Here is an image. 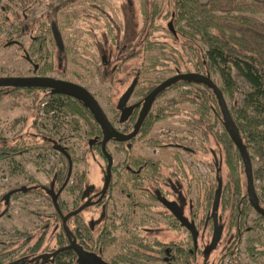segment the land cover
I'll list each match as a JSON object with an SVG mask.
<instances>
[{
    "label": "rangeland",
    "instance_id": "374dc122",
    "mask_svg": "<svg viewBox=\"0 0 264 264\" xmlns=\"http://www.w3.org/2000/svg\"><path fill=\"white\" fill-rule=\"evenodd\" d=\"M50 1L42 0V5L36 7L38 18L33 25L32 34H30L34 37L44 38L45 41L43 43V54H46L45 63H39V66L42 67L41 73L47 77L62 79L86 88L95 97L109 119L113 120L119 98L133 81L138 82V90L143 83L158 82L160 84L174 76L173 73L165 69L177 66L178 55L183 57L179 61L178 67L183 68L184 65L187 67V70H182L181 73H194L196 59L192 50L185 45L186 36L179 31L183 23L179 25L178 21H174L177 18L176 15L180 14L177 11V6H175V0H75L56 16H50V20L57 24L62 42L61 46H57L51 32H49L50 26L46 23V17L42 15L45 5ZM207 1L196 0L198 4H205ZM8 2L9 0H0V5ZM10 2L13 6L11 13H14L13 17L10 18L20 20L23 14L21 10L33 8L34 5L27 6L28 0H11ZM244 14L264 23L263 15L252 11H245ZM169 24H171L175 36L168 29ZM2 35L0 32V77H16L17 75L29 77L33 75L34 64L37 63L36 59L40 54L37 52L38 45L36 42L31 45L30 39L23 38L20 41V48L9 47L2 40ZM149 42H158L163 48V52L154 49L145 50ZM192 46L201 48L202 44L196 41L192 43ZM128 47L130 49L126 50ZM134 53H139L138 57L133 58L131 55ZM157 59H160L161 62H158ZM165 64L168 65L165 66ZM210 77L220 89L223 88L221 77L217 72L212 71ZM233 81L236 92H226L223 96L229 110L242 109L245 98L251 90L237 73L233 74ZM183 89L194 91L198 88L186 87ZM178 96V90L168 91L155 101L152 111L167 105L169 99ZM39 99L43 100L38 102ZM50 100L43 92L38 93V99L35 96L29 97L25 93L10 94L7 90L0 93V145H13L18 141H25L26 146L29 144L62 145L71 149L74 156L70 183L74 177L85 173L88 177L87 183L102 186L105 164L97 152L89 150V137L86 134L85 126L82 122H78L77 126L74 125L73 116L61 110L58 122L61 120L65 123L70 122L68 128L55 129L54 126L51 128L54 125L51 120L54 119H50L51 117L47 112H44L42 107V103ZM136 101L138 98L132 96L129 103L132 104ZM176 108H179L177 115L157 123L147 139L158 144L170 142L193 151V155L184 154L183 160L189 168L190 178L193 179L189 198L195 204L202 197L208 184L214 182L213 164H215V160L222 170L223 181L228 180L227 169L223 160V149L214 137L215 133L221 134L224 127L222 120L217 119L215 109H211L208 117L209 125H213V129L208 140L205 143L202 142L205 146L203 148L199 144L202 140L201 134L193 130L187 123L190 117L185 112L191 111L193 106L189 102H183ZM114 126L123 131L130 128V125H120L118 122H114ZM107 148L113 157L114 167L119 166L124 160V155L118 152L113 144H108ZM133 150L137 154H152V148L146 146L143 140H137L133 145ZM169 151L182 154L180 147H170ZM160 158L165 164L162 174L167 179L174 167L172 156H161ZM251 158L255 192L259 199H263L264 183L256 177L261 163L253 154H251ZM204 164L209 166V170H206ZM62 166L57 153L50 149H31L14 158L0 160V198L10 190L25 186L30 181H35L43 186L47 185L52 173L61 169ZM114 178L116 176H113ZM173 181H175L173 186L176 190V195L173 197L175 199L180 196L183 198L185 195L184 182L182 183L178 179ZM61 196L68 201L71 197L74 199L73 194L67 192ZM36 199L31 195H26L11 200L8 217L0 220V231L4 230L8 233L14 231L31 232L33 235L31 246L43 237L39 249L41 253L56 248V233L54 234L52 228H49L44 234L41 233L43 223L36 220L30 213L35 212L45 218L46 214L53 212V208L47 201L39 200L40 203H38ZM125 203L124 197L118 191H114L111 201L107 204L106 212L112 216L110 220L116 225L121 223L120 217L126 212ZM154 207L162 211L158 205H154ZM95 209H87L83 217L85 214L94 212ZM0 210H3V206L0 207ZM142 216L153 218L159 225H155L154 222L143 221ZM257 218L256 212L252 211L248 219V226H252ZM222 221L224 226L221 242L225 241L223 244L220 243L218 248L210 254L212 261H217L224 248L223 245L227 247L229 244V240L227 241L225 237L229 226L228 216L224 215ZM135 222L141 224V227L149 229L152 233L153 231L156 232L155 235H159L162 241L181 240L186 236L183 231H178V235L170 233L165 222L155 213L138 211V218ZM36 227H38V232L33 231ZM262 228L264 229V223ZM116 235H120V233L117 232ZM205 236L210 238L208 230H206ZM8 240L9 238L0 235V243ZM249 242L262 244L264 242L263 232L248 231L243 234L239 244V264H249L245 252ZM1 249L2 245L0 244ZM225 263L234 264L229 257H226ZM258 264H264V257L258 259Z\"/></svg>",
    "mask_w": 264,
    "mask_h": 264
},
{
    "label": "trees",
    "instance_id": "16d2710c",
    "mask_svg": "<svg viewBox=\"0 0 264 264\" xmlns=\"http://www.w3.org/2000/svg\"><path fill=\"white\" fill-rule=\"evenodd\" d=\"M74 1L55 0L51 5L56 7L58 2V4L66 7ZM175 6H177V11L180 14L176 15L177 18L174 21H178L180 23L179 25L183 23L179 31L186 36L185 45L188 46V49L192 50L196 59V66L193 72L207 77H210L212 71L217 72L222 80V94L236 92L233 81L234 73H237L250 87L251 91L245 98L244 107L242 109H232L229 112L235 124L238 138L246 148L250 158L251 154H253L261 163L256 177L264 183V23L244 14L245 11H252L264 16V0H208L205 4H198L196 0H175ZM13 28L17 31L20 30L18 25L13 26V24H10L7 26L8 31ZM196 41H199L204 49L202 47L192 46V43ZM130 48L132 47L130 46ZM130 48L128 47L126 50ZM148 49L163 52V48L160 47L158 42H149L145 47V50ZM138 55L139 53H134L131 56L135 58ZM182 58V56L178 55V60L176 59L177 66L165 70L174 75L182 74V70H187L185 65L183 68L178 67V63ZM157 60L161 62L160 59ZM167 65L165 64V66ZM158 84V82L143 83L141 88L134 91L133 96L137 97L140 101H144ZM186 87H197L198 89L194 91L183 89ZM4 90H7L10 94L25 93L29 97L35 96L36 99H38V93L42 92L37 89H2L0 93L4 92ZM171 90H178L179 96L169 99L167 105L153 110L148 115L142 124L139 140H143L144 144L152 149L156 147L160 148L162 154L165 156H172L175 160V169L171 172V176L180 180L182 183L184 182L186 187H190L193 179L190 178V173L182 160L181 154L178 152L173 154L168 151V145L172 143L158 144L151 139H147V137L157 123L177 115L179 112V108H176L177 105H181L183 102H189L193 106V109L185 112L190 117L187 123L193 130L201 134L202 140L199 144L204 148L205 146L202 142L204 141L205 143L208 140L213 129V125H209L208 117L211 109H215L218 120L221 121L222 117L217 100L207 86L198 82L180 81L162 92L157 99H160ZM50 98L53 100L52 102L57 104L54 108L55 114L61 113V110H64L73 116L74 125L82 122L86 128L87 136L90 138L101 137L100 126L96 123L90 110L81 102L64 95L57 97L51 95ZM42 100L39 99L38 102ZM250 111L253 113L251 114ZM114 112L116 113L115 110ZM66 127L68 128V125ZM214 137L223 149V160L227 169L228 180L226 182L223 181L220 165L215 162L213 164L215 171L214 182L209 183L204 189L202 197L193 205V211L194 213H201L203 215L211 213L215 194L221 188L220 209L218 213L220 217L227 215L229 220L228 230L225 235L226 240H229L226 256H229L234 263H237L239 256L238 247L243 234L248 231H262L264 234V229L262 228L264 218L257 215L258 218L254 221L253 225L248 226V219L253 209L247 198L246 178L240 155L225 129L221 134L215 133ZM133 143H135V140L131 141L129 145L131 146ZM31 149L55 150L51 145L29 144L26 146L25 141H18L13 145H0V160L14 158L24 151ZM116 150L121 153L124 152L126 155V160L121 166L124 165L125 167L128 165L132 167V170L136 171L138 167H142L145 171L140 176L132 172L126 174L127 176L125 175V177L124 175H120L115 185H113L114 189L121 192L125 191L124 185L121 183H124V181L134 182L135 186L140 184L143 187H147V185L156 180L154 176L157 174L156 168L161 164L160 161L150 157L138 156L131 149L127 150L122 147L121 144H118ZM72 154L71 149H62V152L58 156L63 166L61 169L52 173L50 181L55 177L59 182V186H61L64 180L67 179L69 171L68 158ZM186 154L193 155V151L187 149ZM204 165L206 170H209V166L207 164ZM30 184L36 185V182L30 181ZM31 193L34 195H44L38 186ZM258 200L260 208L264 210V198H258ZM70 224L73 225V222L71 221ZM126 227V225H122L120 227H114L113 230H125ZM85 230L87 235L91 234L88 227ZM0 235L10 239L15 238L17 241L15 244L6 245L7 248L0 252V257H8L26 248L31 255L36 256L40 254L39 249L43 237L32 246H28V242L33 239L31 232L16 231L10 234L1 230ZM230 240L232 241L230 242ZM56 241L59 246H63L66 242L65 236L62 234L58 235ZM96 243L99 244L97 250L101 251L100 256H103L113 245L119 247V252L115 257H112V260L109 262L110 264L129 263V259L127 258L129 248H127L128 251H125L123 247L126 249L127 245L130 244L135 245V253L133 254L135 262L162 263L165 256V247L163 245L153 244L152 241H148L147 239L142 240L137 235H133L132 239H128L125 243H123L121 238L105 240L102 235L98 237ZM15 247H17L16 250H13ZM96 252L99 254L98 251ZM246 253L249 260L258 263V259L264 257V242L259 245L255 242H249ZM181 259L184 261L190 259V257L187 255L186 257H181ZM52 262L53 264H76V258L72 251H66L59 254Z\"/></svg>",
    "mask_w": 264,
    "mask_h": 264
},
{
    "label": "flooded vegetation",
    "instance_id": "af4514ba",
    "mask_svg": "<svg viewBox=\"0 0 264 264\" xmlns=\"http://www.w3.org/2000/svg\"><path fill=\"white\" fill-rule=\"evenodd\" d=\"M10 1L11 0H9L7 4L0 5V13H1L0 32H2L3 34L2 40L4 41L6 46H9V47L16 46L20 48L19 47L20 41L23 38L30 39L31 45H33L36 42V45H38L37 52L40 53L37 56V59L35 58L37 60L36 61L37 63L34 64V69L32 73L33 75L29 77L17 75L16 77H24V78L47 77L43 73H41L42 67L39 66V63L41 64L45 63L46 54H43V43H45L44 38H40L37 36L34 37L30 35L32 34L33 25L36 23V19L38 18V14L36 13V9H37L36 7L42 5V0H28V3L26 5L30 6L34 4L35 7L33 5V8L29 7L28 9H24V10H21L20 8L21 12H23V14L21 15L22 16L21 20L10 18V17H13L14 15V13H11L13 6L11 5ZM53 1L55 0H51L48 4L45 5V9L42 15L46 17V23H48V25L50 26L49 32H51L52 37L54 38L57 46H61L62 44L61 40H60V44H58L54 36V30L59 35L57 24L55 23V21L50 20V16L51 15L56 16L65 7L61 4H58V2H57L56 7L52 6L51 3ZM27 14L29 15L28 17H27ZM10 24H13V26L18 25L20 27V30L17 31L13 28L8 31L7 26ZM32 63H34L33 60H32ZM49 78H53V77H49ZM53 79L65 81V80L57 79V78H53ZM135 82H136V88H135L136 90L138 86V82L137 81ZM4 89H13V88H4ZM37 90H41L43 93H45V96L49 98L51 95L55 97L59 96V95L52 94L50 90H44V89H37ZM52 101L53 100L51 99L49 102L42 103V105L45 104L43 108L44 112H47V114H49V116L51 117L50 119L52 118L54 119L53 121L51 120V122H53L54 124L52 125L51 128H53V126L55 127V129L66 127L70 122L65 123L62 120L58 122L59 120L58 117L61 115V113L55 114L54 108L57 106V104ZM143 102L144 101L138 100L132 104L128 103V106H136V107L133 110L132 115L129 117V119L125 123L121 124L119 122L120 111H118L117 108L115 109L116 113H115L113 120L107 117L109 122L118 132L123 133L125 135L130 134L134 129L135 123L137 122ZM41 112H42V109H41ZM51 112L54 113L53 116L50 115ZM151 112H152V109L150 113ZM55 119L57 122L55 121ZM114 122H118L120 125H130V128L127 131L119 130L114 126ZM139 137H140V132L131 141L135 140L136 142L137 140H139ZM102 139H103V133L101 130L100 138L99 137H94V138L89 137V141L96 140V143L92 147H89L88 145L89 150L91 152L93 151L97 152V154H99L104 161L105 165L103 167L104 176L102 178L103 180L102 186H94V185H91L90 183H87L88 177H87V174L85 173L80 174V176L74 177L72 183H70L72 170H73V164H74V156L72 154L71 157L68 158V162H69L68 170L69 171H68L67 179L64 180L61 186H59V182L54 177L52 181L48 183L49 184L48 187H47L48 184L43 186L37 183L36 185L30 184L29 182L25 186H20L16 189H13L7 192L6 194L13 192L7 199L5 198L6 194L1 196L0 201H1V206H3V210L1 211V214H0V220L3 219L4 217H8V208L11 203V200H16L23 196L31 195L33 198H37L36 199L37 202L39 200L47 201V203H49L52 206L53 212L46 214L45 218L42 217L41 214H38L35 212L30 213V214L34 216V218L38 220L40 223H43L42 225L43 231L41 233L44 234L47 232L49 228H52L54 231V234L56 233L55 234L56 238L58 235L62 234L65 236L66 242L63 246H59L56 241V248H54L51 251H43L42 253L36 256L31 255L29 253V250L26 248L27 250L24 249L23 251H18V253L15 252L14 254L9 255L8 257H0V264H41L43 256L52 254L53 252L59 249L67 247L70 244V240L66 236L65 230L63 228L62 220L65 216L71 213H75L77 211L79 212L73 215L72 217H70L67 221V229L71 233L69 234L70 237L71 238L73 237L75 239L77 247L82 248V250L85 253L96 254L108 264H110L109 262L112 260V257H115V255L119 252V247L113 245L110 247L109 250H107L103 254V256H100L101 251L97 250V247L99 246V244L96 242H97L98 237L102 235L104 236L105 240L113 239V238L114 239L121 238L123 243H125L128 239L129 240L132 239L133 235H137L142 240L147 239L148 241H152L153 244L163 245L165 247V256H164V259L162 260V263L143 262V261L141 262L139 261L140 262L139 263V262H135L134 257H133V254L135 253V250H134L135 245L134 244L127 245L126 249L125 247L122 246L123 250L125 251H128L127 248H129L128 256H127V258L129 259V263H122V264H226L225 259L226 257H229V256H226V253H227L226 249L228 248V245L227 247L223 245L224 248L222 252L220 253V256L217 261H212L210 258V254H212L213 251L218 248L220 243L223 244V242L225 241L224 240L221 242V238L223 235V226H224L223 221H222L223 217H220V214L217 211L216 213L217 227L220 229L221 234H220L217 244L214 247H212L213 236H214V222L212 218V213H209L207 215L206 214L203 215L201 213H194L193 211L194 204L192 200L189 198L190 192H191V186L186 187L185 185V195L183 198H181V196L177 197V199L173 197V195H176L175 193L176 190L173 186V184H175V181L173 180H176V178L171 176V172H173L175 169V160L171 158L173 161L174 167L170 171L169 177L165 179L162 174V170L163 168H165V164L160 158L161 156H165V155L162 154V151L160 150V148L152 149L153 151V152L151 151L152 154H147V155L137 154L133 150L134 143L131 146L129 145L131 141L126 142V143H118L114 140L109 141L106 144V151L108 154H110L112 158V162H113V157L107 148L108 144H113L116 149L118 147V144H121L122 147L126 148L127 150L131 149L138 156L150 157L152 159L160 161L161 164H159L156 168L157 174L154 176L156 180L153 183L147 185V187H143L140 184H138V186H135L134 182L124 181V183L123 182L121 183L124 185L125 191L121 192L113 188V185H115L120 175H124L125 177L126 174H128L129 172H132L140 176V174L143 171H145V169H143L142 167H138V170L136 171V170H132L131 166H128V165L125 167L124 165L121 166V164L124 163L126 160V155L124 152H122V154L124 155V160L117 167H114L112 163L111 182L108 188L106 189V191L103 193L105 177H106L107 160H106V157L103 155L102 149H101ZM168 146H169L168 151L170 147H180V149L182 150V154H181L182 160H183V155L184 154L187 155L186 154L187 148L185 147L178 146L177 144H169ZM53 147L55 148L54 152H56L57 155L62 152V149H65V150L68 149L59 144H56V146H53ZM147 150L150 151V149H147ZM183 162L185 163L187 167L186 162L184 160ZM215 162L217 163V160H215ZM113 176H116V178L113 179ZM36 186L40 188V190L44 193V195L42 196L34 195L31 193L32 190H34ZM24 188L26 189V192L23 191ZM114 191H118L124 197L125 202H126L125 203L126 212L125 214H123V216L120 217L121 223L118 225H116L112 220H110L112 216L108 215L106 212L107 204L111 201L112 194ZM66 192L73 194L74 199H72L71 197L69 201L65 200L61 195ZM51 195L55 196L56 204H54ZM170 204L172 205L174 204L173 209L175 210V212L178 211L177 209H179L181 211L180 213H181L182 218H184L189 224L194 225V228L196 230L195 240L193 238L192 233L186 227L182 226L181 222L177 219V216L174 213H172L170 209H168L167 205H170ZM154 205H158V208H160L162 211L157 210V208H155ZM90 208H96V209L94 212L85 214V217H83L84 212ZM138 211H147L148 213H155V215L157 214V216L165 222V226L168 227L167 230L170 233H174L178 235V231H183L184 235H186L185 238L181 240L172 239V240H169L168 242L162 241L159 235L158 236L155 235L156 232L154 233L153 231L152 233L149 229L143 228L141 227L142 226L141 224L139 223L137 224L135 222L136 219L138 218ZM141 219H143V221L145 220V221L154 222L155 225L157 226L159 225L158 222L156 223L153 218H150L148 216H142ZM71 221L73 222V225L70 227ZM122 225L127 226L125 230H120V229L113 230L114 227H120ZM86 227H88L91 233L90 235H87L86 230H85ZM206 230H208V232L210 233V238L205 236ZM33 231L38 232L39 231L38 227L34 228ZM17 232H27V231H17ZM117 232H119L120 235H116ZM13 233L11 232L10 234H13ZM31 241L32 239L28 242V246H31ZM231 241L232 240H230V242ZM15 242H17L15 238L14 239L9 238L7 242L0 243L2 245V249L0 250V252H2L5 248H7L6 245L15 244ZM16 248L17 247L13 248V250H16ZM25 250L26 252H24ZM238 250H239V247H238ZM67 251H72L77 261V258H78L77 253L73 250H67ZM96 251H98L99 254ZM63 252H66V251H63ZM187 255L188 257H190V259L188 260L186 259L182 261L181 257H186ZM239 255H240V250H239ZM54 258L51 257L45 264H53L52 260ZM234 264H239L238 260H237V263H234ZM249 264H258V263H254L251 260H249Z\"/></svg>",
    "mask_w": 264,
    "mask_h": 264
},
{
    "label": "water",
    "instance_id": "95a60500",
    "mask_svg": "<svg viewBox=\"0 0 264 264\" xmlns=\"http://www.w3.org/2000/svg\"><path fill=\"white\" fill-rule=\"evenodd\" d=\"M168 29L171 31L173 35L175 34L174 31L172 30L171 24L168 25ZM54 36H55L57 43L60 44V37L56 33L55 30H54ZM180 81L198 82V83H201L207 86L212 91L213 95L215 96L217 100V103L220 109V113H221V117L223 121V127L226 133L228 134L229 138L234 143L240 155L242 164H243L244 174L246 178V192H247V198H248L249 204L259 216L264 218V210H262L259 206V202H258L259 200L256 195L255 188H254L251 158L246 148L242 145L241 141L238 138L235 124L233 122L229 109L226 105L221 89L213 82V80L210 77L197 74V73H182V74L174 75L164 80L163 82H161L144 99V102H143L141 111L139 113L137 122L135 123L134 129L128 135L118 132L111 125L107 116L105 115L104 111L102 110L101 106L99 105L97 100L94 98V96L87 89H85L84 87L80 85L70 83L67 81L56 80V79L49 78V77H43V78H39V77H30V78L0 77V89L13 88V89L50 90L52 94L64 95L74 100H77L81 102L87 109H89L96 123L100 126L102 133H103L101 149H102L103 155L106 157V160H107L106 177H105V183H104V188H103V193H104L111 182V167L113 163L110 154H108L106 151V144L111 140H114L118 143H126L134 139L139 134L141 126L144 120L146 119V117L148 116V114L150 113L152 106L157 100L158 96L162 92L170 88L172 85ZM135 88H136V82L134 81L131 83V85L127 88V90L123 93V95L118 100L116 108L118 111H120L119 122L121 124L125 123L129 119V117L132 115L133 110L136 107V106H128V103L132 97V94ZM95 143H96V140H90L88 142V145L89 147H92ZM23 191L26 192V189L24 188ZM12 193L13 192L6 194L5 198L7 199ZM51 196H52V200L54 204H56L55 196L53 195ZM220 196H221V188H219L215 194L212 209H211L212 218L214 222V236H213L212 247H214L217 244L220 234H221L220 229L217 227V220H216V213L219 209ZM173 205L172 204L167 205L168 209H170L171 212L177 216V219L181 222L182 226L186 227L192 233L193 238L195 240L196 230L194 228V225L189 224L184 218H182L181 213H180L181 211L179 209H177L178 211L175 212V210L173 209ZM78 212L79 211L75 213H71L65 216L62 220L63 228L65 230L66 236L70 240V244L65 248H62V249H59L53 252L52 254L43 256L41 264H45L51 257L54 258L58 254L62 253L63 251H67V250H73L77 253L78 255V258L76 261L77 264H108L96 254L85 253L82 250V248L77 247L75 239L73 237L72 238L70 237L69 234L71 233L67 229V221L70 217L77 214Z\"/></svg>",
    "mask_w": 264,
    "mask_h": 264
},
{
    "label": "built area",
    "instance_id": "2783aa9c",
    "mask_svg": "<svg viewBox=\"0 0 264 264\" xmlns=\"http://www.w3.org/2000/svg\"><path fill=\"white\" fill-rule=\"evenodd\" d=\"M44 106H45V104H43V105H42V107H43V108H44ZM50 115H52V116H53V115H54V113H53V112H51V114H50Z\"/></svg>",
    "mask_w": 264,
    "mask_h": 264
}]
</instances>
